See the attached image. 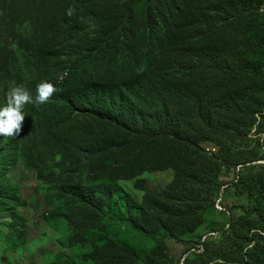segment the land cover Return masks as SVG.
I'll return each instance as SVG.
<instances>
[{"label": "rangeland", "instance_id": "374dc122", "mask_svg": "<svg viewBox=\"0 0 264 264\" xmlns=\"http://www.w3.org/2000/svg\"><path fill=\"white\" fill-rule=\"evenodd\" d=\"M9 1L24 4L16 17L6 20L2 9L4 0H0V64L11 49H17L21 35L31 38L36 36L37 30L36 17L39 14L28 8L27 0ZM253 1L254 6L260 3L258 9H238L229 14L220 11L218 0H195L196 16L193 22L201 27L192 31V22H187L183 39L199 42L200 52L185 53L182 65L177 68L186 80H203L209 91L216 90L223 81L224 72L218 56L213 50L205 49L210 37L227 38L232 43L234 56L240 58L243 66L239 65L238 70L251 67L254 54L247 44L252 31L251 23L253 20L264 22V0ZM78 14L79 10H75L71 16L64 13L58 17L57 14L55 32L48 42L47 52L38 55L30 68L20 61L28 80L33 71H48L58 85L91 64L93 56L102 46L101 39L96 22L90 17L80 19L78 31L72 28ZM226 14L229 15L226 17ZM212 17L219 21L217 27L206 26ZM109 64L101 66L103 69L100 70L92 66L89 71L92 74L104 71ZM258 68L250 72H256ZM14 85V80L5 75L0 66V103L7 89ZM252 104L255 109L253 113L251 109L218 106L216 114L220 115L219 120H226L229 124L226 128H217L220 126L219 120L214 128L209 127L196 101L184 97L174 104L178 105L184 117V124L191 133L189 144L196 153L177 155L172 163L168 161V152L172 149L167 138L159 142L155 150L152 146L138 145V139L129 137L123 129L117 128L119 132H115L112 128L117 125L102 123L93 116L91 109L75 114L71 126L75 132L79 163L68 164L64 175L49 181L40 179L37 172L27 170L22 161H18L9 171L7 179L17 186V195L22 201V208L17 213L21 233L11 235L3 226L10 216L0 213V264H57L58 254L67 257L69 264H97V259L113 264L110 258L120 250L137 253L129 264L216 263L222 261L224 250L234 247L235 235L230 233V222L242 217L235 210L240 205L254 212L247 213L251 221L247 220L245 230L252 243H260L261 257L264 258V203H260L263 192L257 191L264 183V178H258L259 174H264L263 98L256 94ZM140 105L148 110L155 106L144 98ZM138 159L146 169L130 177H121V174H131L128 170ZM149 159L158 161L151 165ZM248 165L253 166L252 170L248 169ZM177 166L182 169L195 168L210 176L200 191L204 207L196 217L191 216L188 220L182 218L160 229L161 235L157 239L145 236L129 224V206L123 197L118 196L105 208V212L113 216L111 220L96 223L89 206L79 209L73 200L63 199L64 195H61L66 188L64 183L68 181L67 178L72 180L76 177L86 186L107 184L104 187L114 188V185H118L135 200L142 202L145 198L143 186L164 190L174 178ZM50 167L57 175L64 170V164L58 159L52 160ZM239 178L249 184L248 190L244 193H233L232 188L226 191L230 183ZM218 187L220 191L216 192ZM212 201L213 206L210 205ZM257 206L260 207L256 210Z\"/></svg>", "mask_w": 264, "mask_h": 264}, {"label": "trees", "instance_id": "16d2710c", "mask_svg": "<svg viewBox=\"0 0 264 264\" xmlns=\"http://www.w3.org/2000/svg\"><path fill=\"white\" fill-rule=\"evenodd\" d=\"M23 4L4 0L3 18L11 20L16 17ZM27 4L28 8L39 14L36 17V36L29 38L21 35L17 49H11L1 62V70L14 80L13 87L23 86L33 100L37 95V85L42 82L53 84L57 91L46 103H28L24 106L25 120L18 136L12 138L0 134V213L10 216L3 226L11 235L21 233L17 213L22 208V201L18 198L17 186L7 179L9 171L18 161H22L27 170L37 172L40 179L49 181L64 175L68 164L79 163L75 132L71 126L75 114L91 109L93 116L102 123L117 125L112 128L115 132H119L117 128L123 129L129 137L138 139V145L155 150L158 143L167 138L172 149L168 152V161L172 163L177 155L196 153L189 144L191 133L184 124V117L178 105L174 106L184 97L197 102L198 109L211 128L220 119V115L216 114L218 106L246 108L253 113L252 100L255 95L259 94L264 101V22L253 20L251 23L252 31L247 44L253 49L254 57L251 58V67L245 66L248 70L237 69L241 65L240 58L234 56V46L227 38L210 37L206 41L205 49L214 51L224 72L221 84L216 90L209 91L205 81L198 82L194 78L186 80L177 70L184 61L185 53L200 52L199 42L183 39L187 22H192V31L201 27L193 22L196 16L195 0H27ZM218 4H221L220 11L229 14L238 9L255 10L260 7V3L254 6L253 0H218ZM69 8L80 11L72 23L75 31H78L82 17H90L96 22L102 46L88 67L58 85L48 71H33L28 80L20 61L30 68L38 55L47 52L48 42L55 32V18L57 14L59 17L67 13ZM218 23L212 17L206 26L217 27ZM106 63L110 64L105 66L104 71L90 73L92 66L100 70ZM254 68H258L256 72H250ZM11 88L5 92L0 108L7 105V93ZM143 98L159 109L154 106L148 110L140 105ZM219 124L217 128L229 125L226 120H219ZM56 159L64 164L63 172L58 175L50 167V162ZM140 160L128 170L130 175L121 174V177H130L146 169L144 164H139ZM157 161L149 159L148 163L153 165ZM252 168V165H248V169ZM175 171L174 178L162 191L143 186L145 198L142 202L135 200L118 185H114V188L104 187L107 184L86 186L76 177H72V180L67 178L68 181L64 183L66 188L61 195H64L63 199L73 200L79 209L89 206L96 223L111 220L113 216L105 212V208L118 196L123 197L129 206V224L145 236L157 239L161 235L160 229L182 218L188 220L191 216L196 217L204 207L200 191L210 176L195 168L182 169L177 166ZM258 178H264V174H259ZM230 185L226 191L232 188L233 193H244L249 188L242 178L233 180ZM219 191L218 187L216 192ZM257 191L263 192L260 202L263 204L264 183ZM211 204L213 206L214 201ZM235 210L242 217L230 222V233L235 235L234 247L224 250L222 261H211L210 264H264L260 243H252L245 230L247 220L251 221L247 213L254 212L241 205L236 206ZM124 251H118L110 261L113 264H129L137 256L136 252ZM97 260V264H108ZM69 263L67 257L58 254L57 264Z\"/></svg>", "mask_w": 264, "mask_h": 264}, {"label": "clouds", "instance_id": "9594fccd", "mask_svg": "<svg viewBox=\"0 0 264 264\" xmlns=\"http://www.w3.org/2000/svg\"><path fill=\"white\" fill-rule=\"evenodd\" d=\"M74 9L69 8L67 15L71 16ZM57 91L56 87L49 82L37 85V95L33 100L31 94L23 86L11 88L7 93V105L0 108V134L5 137L18 136L22 131L25 120L23 108L28 103L43 104Z\"/></svg>", "mask_w": 264, "mask_h": 264}, {"label": "built area", "instance_id": "2783aa9c", "mask_svg": "<svg viewBox=\"0 0 264 264\" xmlns=\"http://www.w3.org/2000/svg\"><path fill=\"white\" fill-rule=\"evenodd\" d=\"M263 70H264V68H263Z\"/></svg>", "mask_w": 264, "mask_h": 264}]
</instances>
